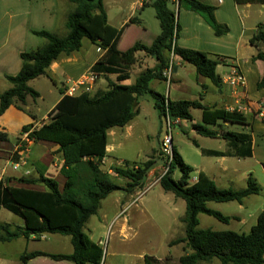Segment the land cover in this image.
<instances>
[{
  "label": "trees",
  "instance_id": "trees-1",
  "mask_svg": "<svg viewBox=\"0 0 264 264\" xmlns=\"http://www.w3.org/2000/svg\"><path fill=\"white\" fill-rule=\"evenodd\" d=\"M76 5L67 15L66 37H59L50 31L35 32L36 36L46 40V45L36 51L21 53L22 68L16 76L7 77L12 88L0 93V116L13 105L19 110L27 104L28 97L36 101L40 95L30 88L29 82L46 76L51 64L61 56H69L82 49L83 40H89L105 53L95 62L91 72L97 75H118L116 82L110 81L106 91H97L69 96L63 95L56 108L49 112V122L35 128L25 126L21 135L28 133L29 141L34 143L50 142L59 146L63 165L61 175L66 179L63 189H59L55 179L41 173L34 178H21L27 185H42L45 193H33L26 199H18L0 183V207L25 220L26 226L11 229L9 224L0 223V241L10 242L24 236L60 235L69 236L73 246L70 254H48L34 252L21 256V262L47 256L54 261H69L73 264H101L103 249L92 242L84 228L92 216L97 215L102 203L114 192L121 190L133 195L144 187L155 162H125L124 168L114 166L111 170L121 179L127 180L126 186L116 184L114 176L102 170L103 161L108 156V134L115 128H125L138 115L136 104L139 98L150 96L158 115L172 125L176 121H192V111H202L201 125H193L194 131L204 138H218L226 141L235 154L252 157L251 139L242 134L222 129H212L219 121L247 125V119L238 110L227 111L210 109L200 101H171L168 97L151 89L153 81H166L163 71L171 65V55L195 67L199 77L210 79L221 87L222 80L216 72L218 61L194 49H185L176 45L179 25L177 14L171 8L169 0H155L152 4L159 21L161 33L151 45L135 42L127 50H120L117 45L130 26L121 29L109 24L104 0H67ZM238 3H261L264 0H236ZM178 7H185L202 15L216 35H224L228 29L221 27L215 20L214 8L198 0H179ZM135 19L130 24H135ZM264 42V32L260 31L251 41L252 45ZM143 52L155 59L157 64L152 69L142 71L135 82L125 85L130 80L129 69L137 64V54ZM254 61L264 62V51H259ZM264 88V75L258 83ZM0 141H7V135L0 133ZM20 145L15 161L20 153L26 151L27 143L17 140ZM22 142V143H21ZM195 146H197L194 143ZM173 159L167 160V171L161 176L159 185L168 193L174 194L186 202L184 218V236L169 243V247L185 244L189 253L181 256L179 264L211 263L218 260L221 264H264V210L258 216L256 225L249 234L236 231L200 230V216H212L217 221L228 223L231 219L211 209L208 204L238 202L242 205L250 196L259 195L261 186L253 177L243 190L218 189L215 181L201 173L198 181L191 184L193 167L186 164L182 156L173 147ZM209 155L220 157L224 154L208 151ZM264 169V163H263ZM179 169L181 178L176 181L173 172ZM144 264H152V258L145 256Z\"/></svg>",
  "mask_w": 264,
  "mask_h": 264
},
{
  "label": "crops",
  "instance_id": "crops-1",
  "mask_svg": "<svg viewBox=\"0 0 264 264\" xmlns=\"http://www.w3.org/2000/svg\"><path fill=\"white\" fill-rule=\"evenodd\" d=\"M139 1L140 0L131 1L128 6V16L121 19L117 26L110 23L109 12L105 7L109 24L118 29L126 26H130L129 30L137 29L136 31L139 32L140 38L144 35H148L150 33L149 27H147L144 20L137 17L136 13H141L145 10V8L150 6L153 8L152 4L155 0H152V3L146 4L144 7L138 6ZM198 1L202 4L213 7L216 18L215 20L219 25H221V27L227 28L228 31L224 35H216L214 30L206 22L205 18L198 14V12L189 10L185 7H178V10H176V19L179 25V32L176 45L181 48L194 49L204 52L209 56V58L218 61L219 64L216 67V72L222 80L221 87L219 88V86H216L208 78L198 77L196 79L197 86H201L203 89L202 93H199L195 86L191 87L185 82V79L178 77V70L184 68V65L188 63H185L180 58L171 55L172 75L170 81L166 80L162 81V83L161 81H153L151 83V89L153 88L152 84L154 82H159V84L165 85V89H167L168 94H170V97H166L171 99V101H200L204 106H207L210 109H223L227 111L238 110L242 112L243 116L247 119V125L219 121L215 126H206L212 129H222L224 131L250 135L252 137V157L250 158H243L235 154L234 150L224 140V142L216 141L219 145L218 148H213L207 144V141L201 142L192 140L193 145L194 143L197 145H194L197 150L196 153H194L197 156L196 160L188 159L182 151L175 147L174 148L182 156L184 159L183 161L193 167L194 173L192 174V179L190 181L191 184H195L198 181L201 173H204L215 181L218 189L243 190L248 185V179L250 176L257 181V183L261 186L260 194L250 196L242 205H240L241 208L244 209V213L242 215L238 214L231 217V219L236 220L241 227L248 229L247 226H249L251 232L252 228L257 223L260 212L264 210V203H259L256 208L248 205V202L251 200H254L253 203H256L258 200L256 197H259L262 193H264L261 181L253 174L257 168V170L260 171L264 177V169L262 166L264 163V88H258V83L264 75V62L261 60H253L259 51H264V42H260L256 45H252L251 43L253 37L260 31H263L264 4L258 2L249 4L238 3L236 0ZM119 2H122V0ZM64 10V0H0V93L8 91L12 88L11 84L7 81V77L16 76L21 71V53L36 51L46 45V40L36 36L34 33L43 30L52 32L51 30L56 28L58 23L64 20L66 13ZM131 19H135L136 23L130 24ZM152 36L155 40L158 35L153 33ZM141 40L143 39H139V42H142ZM84 50L85 52H83ZM138 54L144 53L140 52ZM101 56L102 55L97 53V48L94 52L92 47L83 48L82 43V49L79 52H74L69 56H61L58 61L51 64L46 76H41L29 82L28 85L31 89L38 93V89L34 87V84L37 83V81L47 77L45 79H50L55 86L57 85L56 78L60 76L64 78V82L60 88V93L61 90H63L62 93H65V88L67 86L71 85L74 81L79 80L84 74L91 73L92 66L100 59ZM155 62L157 64L156 60ZM233 69H238L244 74L246 80L245 89L238 88L237 90H233L224 83V79ZM174 75L176 79L174 78ZM117 76L118 75H98L95 86L101 78L105 80L106 84L110 81L116 82ZM131 80L132 77L130 74V80L123 83L125 85H130ZM106 84L102 87L99 83L97 91H106L108 86ZM41 97L42 96L40 95V98ZM62 97L63 95L61 94V97L56 101L54 107L42 117L40 116L42 113L41 107L38 108L36 106L37 102L33 101L29 97L27 99V104L23 106L22 110H19L17 106L13 105L0 116V133L7 135L6 142L0 141V183L17 196L18 199L21 198L27 200V198L33 193L46 192V188L42 185H27L26 183L19 181V179L25 177H37L38 173L50 177L51 179H64L62 182L63 185L60 184L61 182L58 183L55 180L59 185V189H63L66 179L60 172L63 165V154L59 153V146L51 144L50 142H31L28 149L20 153L17 161L12 160L11 158V155L16 154V151H18L20 147L17 140L19 138L22 139L21 131H23V128L27 125H33L35 128H40L44 124L48 123L50 121L48 118L49 112L56 108ZM179 122L183 124L184 122L186 123V120ZM193 125L195 124H192V127ZM236 127H240V129L235 130ZM116 130L117 129L115 128L111 131L113 138ZM11 135L15 136L13 142L10 140ZM257 136L260 137L259 140H256ZM107 151L108 158L110 153H112V147L109 143ZM208 151L224 155L217 157L216 155L207 154ZM55 153H57V155H55ZM107 158L104 159L103 165L106 164ZM246 160H254L253 167L246 168L241 166V164L246 162ZM121 165H123L122 162ZM121 165L117 164L116 166L122 167ZM109 167L111 168L114 166L109 165ZM110 168L108 172L111 174L112 170ZM148 178H150V174ZM159 181L154 183L155 187L160 186ZM140 192L142 191L138 190L133 195H130V198H137ZM167 197L172 206L170 211L173 222H181L185 216L187 208L186 202L177 198L172 193H167ZM143 199L144 196H141L138 203L141 204ZM114 202L116 204L115 206L119 207L121 210V212H117L118 214H115L114 219H117L118 221L123 218V221L119 224L120 232L125 233L128 230H132L133 227L130 225V217L127 215L128 213L120 218L122 211L131 204L129 199L125 196H118L114 199ZM249 207L252 210H250ZM19 218L22 222L18 224L5 223L1 221L0 223L1 225L9 224L11 229H14L16 226H26L25 220L21 217ZM104 218L107 219L106 216ZM0 235L2 234L0 233ZM51 236L56 235L44 234L41 236H31L28 239L22 236L10 242L0 241V264H23L21 262V256L34 252L55 254L49 252L47 247V242H49V238ZM91 241L95 243V241ZM42 242L43 244L40 246L36 244ZM17 243L21 245L19 249L13 252L6 251L8 247ZM95 244L101 246L100 242ZM70 253H72V251L69 253L57 254ZM27 264L73 263L69 261H54L47 258V256H40L29 260Z\"/></svg>",
  "mask_w": 264,
  "mask_h": 264
},
{
  "label": "rangeland",
  "instance_id": "rangeland-1",
  "mask_svg": "<svg viewBox=\"0 0 264 264\" xmlns=\"http://www.w3.org/2000/svg\"><path fill=\"white\" fill-rule=\"evenodd\" d=\"M65 1V17L62 22H59L56 28L51 30L59 37H66L68 35V29L65 26L67 15L73 12L76 5ZM105 0L104 5L109 12L110 23L117 26L118 22L121 21L125 16H128L129 4L132 0ZM171 8L177 11L174 6ZM137 17L146 22L145 24L150 29L148 35H144L140 38L137 29H131L125 32L123 38L119 41L117 47L120 50H127L135 42L141 40L143 44H151L153 39L152 34L159 35L161 33L159 21L156 19V12L153 8L147 7L141 13H136ZM143 22V23H144ZM264 31V27H263ZM142 34V33H141ZM92 47L96 50L97 46L92 44L89 40L83 41V48ZM85 52V50L83 51ZM98 53V52H97ZM99 54V53H98ZM156 64L148 55L138 54L137 64L132 66L128 71L131 74L133 84L139 74L146 70L154 68ZM178 77L185 79V82L191 87H196L199 93H202V87L197 86L196 79L199 77L196 74L195 67L191 64H185L184 68L178 70ZM47 78V77H45ZM42 78L34 87L38 89V93L42 96L37 102V107H41L42 113L41 117L45 115L51 108L54 107L56 101L61 97L60 88L64 82L63 77H57V85L54 86L50 79ZM174 78L176 79L175 75ZM103 87L105 86V80L103 78L98 81L96 86L91 88L92 96L96 93L98 89V84ZM162 83V81H161ZM108 85V83L106 84ZM152 89L164 96H169L167 89H165L164 84H159V82H154L152 84ZM108 89V86H107ZM34 101V100H33ZM136 110H138V115L131 121V123L125 128H116L114 138L112 133L108 134V143L112 147V153H110L107 158L106 164L102 165L103 171H109L110 166L121 165L122 168L126 166L124 162H130L134 165V162H147L149 159L155 162L154 170L150 173V178H147L144 183V187L141 189L144 192L143 202L138 203L139 199L130 198L131 196L126 194L124 191L118 190L114 192L110 197L105 200L97 215H94L89 220L86 228H84L85 234L95 243H101L102 259L101 264H144V257L152 258V264H179V259L181 256L189 253V249L185 248V244H178L174 247H169V243L178 238L184 236L185 224L178 222L174 223L171 217V204L168 201L167 193L161 186H156L160 177L167 171V160L169 156H172L166 152L165 146L168 149L175 147L188 158L196 160L197 156L196 148L192 143L194 141H207V144L213 148H218V142H224L223 140L204 138L199 136L193 129L192 124H201V111L193 110V121H186L183 124L176 121L174 124H170L168 120L164 117L158 115L155 109V104L153 99L146 95L139 98L136 104ZM240 129L236 127L235 130ZM259 140L260 137H256ZM15 139L14 135L10 136L11 142ZM24 140H22L23 142ZM213 141V142H212ZM21 142V143H22ZM29 147V146H28ZM57 155V153H55ZM12 160L15 159L14 155H11ZM148 158V159H147ZM254 160H246L241 166L246 168L253 167ZM255 167V166H254ZM112 168V167H111ZM110 168V169H111ZM256 178H258L262 183V188L264 190V177L261 172L255 170L253 173ZM111 175L114 176L115 183L121 187L126 186L127 180L118 178L117 175L112 171ZM173 178L179 181L181 178V172L176 169L173 172ZM58 183L63 185V180L55 179ZM153 183V184H152ZM264 192V191H263ZM118 196H125L129 199L130 205L127 206L128 214L130 217V225H132V230H128L125 233L120 232V225L123 221L122 219H114L115 214L121 212L119 207H116L114 199ZM258 200L253 203L254 200L248 202V205L257 207L259 203H264V193L259 197ZM135 201V203H134ZM139 204V205H136ZM254 204V205H253ZM209 207L216 212L221 213L224 216L233 217L236 215H242L244 209L241 208L238 202H229L217 204L211 202ZM250 210H252L249 207ZM117 213V214H118ZM107 217L105 219L104 217ZM119 217V216H118ZM121 217V216H120ZM0 221L5 223L18 224L22 220L8 212L7 210L0 208ZM241 227L236 220L230 219L228 223H222L217 221L214 217L202 214L200 216V230L212 229L214 231H236L238 233H249L250 229ZM48 251L52 253H69L73 251L72 243L70 237L68 236H51L49 238ZM39 246L42 243H36ZM21 245L14 244L6 249L7 252H13L19 249ZM201 264H221L218 260L212 261L211 263H201Z\"/></svg>",
  "mask_w": 264,
  "mask_h": 264
},
{
  "label": "built area",
  "instance_id": "built-area-1",
  "mask_svg": "<svg viewBox=\"0 0 264 264\" xmlns=\"http://www.w3.org/2000/svg\"><path fill=\"white\" fill-rule=\"evenodd\" d=\"M170 5L174 6L176 10H178V6H179V0H169ZM152 3V0H140L138 3L139 7H144L146 4ZM97 52L100 55H103L105 53L104 50H102V48H97ZM171 75H172V66L169 65V67L167 69H165L163 71V76L170 81L171 79ZM98 75L95 73H86L83 76L80 77L79 80L74 81L71 85L67 86L65 88V95H69V96H74V95H80L81 93H89L91 92V88L93 86H95L96 81H97ZM224 83L231 87L233 90H237L238 88H243L245 89L246 87V80L244 77V74L238 70V69H233L231 71V73L224 79ZM24 140L23 142L27 143V148L29 146V144L32 141H29L28 139V133H25L24 135H22V139L21 141ZM166 152H168L170 155L172 153V156L170 157V160L173 159V152H172V148L171 151L170 149H168L167 146H165L164 149ZM144 192H140L138 194V197L136 199H139L141 196H143ZM135 203V201H134ZM128 208L126 207L122 213H121V217L125 216L128 213ZM120 217V218H121Z\"/></svg>",
  "mask_w": 264,
  "mask_h": 264
}]
</instances>
